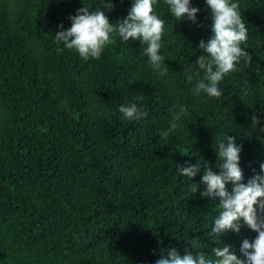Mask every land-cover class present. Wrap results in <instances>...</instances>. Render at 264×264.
I'll list each match as a JSON object with an SVG mask.
<instances>
[{"label": "trees", "instance_id": "16d2710c", "mask_svg": "<svg viewBox=\"0 0 264 264\" xmlns=\"http://www.w3.org/2000/svg\"><path fill=\"white\" fill-rule=\"evenodd\" d=\"M103 2L0 0V264H155L170 247L214 258L224 246L247 264L240 247L257 234L243 221L239 233H212L220 200L202 197V184L190 188L203 168L192 180L177 168L207 163L219 174L215 147L231 135L244 182L264 175V0H235L252 61L225 78L220 100L196 96L187 79L200 40L213 35L206 0H191L195 23L176 21L159 0L165 76L131 38L117 37L99 60L57 52L59 25L67 30L78 9ZM112 3L101 10L115 24L133 0ZM137 95L148 116L126 121L119 107ZM180 104L188 115L165 140Z\"/></svg>", "mask_w": 264, "mask_h": 264}, {"label": "clouds", "instance_id": "9594fccd", "mask_svg": "<svg viewBox=\"0 0 264 264\" xmlns=\"http://www.w3.org/2000/svg\"><path fill=\"white\" fill-rule=\"evenodd\" d=\"M159 0H133L128 15L113 24L101 8L111 11L112 0H104L94 10L85 6L70 16L71 27L55 34L57 52L65 49L74 50L84 61L99 60L105 49L116 43L117 37L124 42L129 39L141 41L145 47L143 55L147 56L152 69L160 76L167 75L169 68L165 64L166 57L161 53L165 34V20L157 14ZM171 16L176 21L190 20L196 22L199 8L192 6L191 0H164ZM212 13L211 30L213 35L207 40H200L201 54L196 63L191 64L187 79L195 84L191 91L196 96L205 94L208 98H222L221 83L226 77L240 72L241 64L251 66L252 57L245 50L248 47L249 28L241 14V6L235 0H206ZM63 44V48L59 45ZM243 95H247L244 91ZM136 102L121 104L119 112L124 120L139 122L148 116L142 106V95L136 96ZM188 106L180 104L172 110L168 130H161V138L167 140L171 131L183 124L188 115ZM253 126L259 123L258 117H252ZM218 154L217 167L219 174L207 163L191 164L185 162L177 168L179 175L192 180L203 168L199 184L192 183V193L204 186L200 192L202 197L219 198L218 216L214 218L212 233L219 235L229 230L240 232L241 221L257 235L250 242L244 239L240 251L247 258V264H264V175L256 174L247 183L240 167L242 145L236 138L225 135L216 145ZM264 173V163L260 165ZM231 183V191L227 185ZM259 209V214L257 210ZM214 258L203 253L196 256L186 251L181 256L175 247H170L166 255L156 260L155 264H245L231 250V246L213 249Z\"/></svg>", "mask_w": 264, "mask_h": 264}]
</instances>
